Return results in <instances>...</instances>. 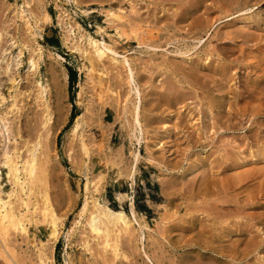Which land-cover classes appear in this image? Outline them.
<instances>
[{
	"label": "rangeland",
	"instance_id": "1",
	"mask_svg": "<svg viewBox=\"0 0 264 264\" xmlns=\"http://www.w3.org/2000/svg\"><path fill=\"white\" fill-rule=\"evenodd\" d=\"M21 8L41 22L37 41L30 40ZM116 25L131 34L128 42L118 37ZM88 32L112 45L119 60L129 57L143 98L141 143L132 132L134 96L126 67L109 53L97 58L84 37ZM0 33L3 43H28L19 70V48L5 55L14 63L16 84L0 76L7 98L2 109L17 92L21 107L8 115L17 140L11 135L6 147L16 145L23 162L35 144L39 166L49 160L51 168L36 193L19 192L30 210L12 198L29 222L25 233L10 229L7 242L0 235V264H264V0H0ZM31 56L38 58V75L28 71ZM67 65L78 74L74 102ZM58 79L62 94L55 86L44 102L37 98L38 83L53 88ZM58 95L67 119L47 151L36 143L45 133V101L57 115ZM73 103L87 113L72 136V124L64 129ZM2 148L0 184L7 193L14 184L3 168ZM136 149L141 158L132 182ZM163 181L173 185L172 201L161 194ZM44 186L62 220L53 247L47 241L51 221L41 215ZM120 192L129 194L121 203ZM91 195L129 214L134 200L149 226L144 243L150 258L135 222L119 236L117 254L104 248L89 215H78Z\"/></svg>",
	"mask_w": 264,
	"mask_h": 264
},
{
	"label": "bare ground",
	"instance_id": "2",
	"mask_svg": "<svg viewBox=\"0 0 264 264\" xmlns=\"http://www.w3.org/2000/svg\"><path fill=\"white\" fill-rule=\"evenodd\" d=\"M77 4H78V7H81L80 2L77 3ZM21 9H23V11L21 10L23 12L21 18H23L25 20L26 27H27V29L29 31L28 34H30V36H31L30 40L32 39V40L37 41V36L39 35V29H40V26H41L39 24L41 22H40L39 18H30V16H26V14L24 13L25 12L24 8H21ZM84 11H86V10H84ZM49 16L50 15H47V17H49ZM42 20H43V18H42ZM44 20H46V19L44 18ZM49 20H50V18H49ZM107 21H108V23L112 22L111 19H109ZM76 24H78V26H79V28L81 30H84V28L82 27V25L80 23H76ZM123 27H124L123 25L122 26L121 25L117 26V31L116 32H117V35H118L119 38H121L125 42H128L130 40V38H131V34H128V32H126L125 29H124L125 27L124 28ZM99 28H100L101 31L104 30V28L101 25H99ZM130 33L133 34V32H130ZM40 35H39V37H40ZM82 35H83V33H82ZM84 37L88 40V42L90 44V47L94 51L93 53H95L97 58L99 57V59H100V58H102L104 56H107L108 53H109V54H111V59L114 62H118V63L121 62V64L124 65V67H126V70H127V82L130 85L129 91L134 96V102L132 103L133 104V109H131V114H132L131 116H132V119H133L131 121V123H133L132 132H133L134 136L136 137V140L138 141V143H141L142 142L141 141L142 138H144L143 135H144V132H145L144 131L145 127L143 126V123H142V120H141V110H142V99L143 98H142V94H141L142 93L141 89H140V87H139V85L137 83V80L135 78L134 70H133V68L131 66L129 57L123 55L122 59L119 60L118 59V52L113 48L112 45L106 43L105 40L102 41V40H99L97 38L95 39V37L92 36L89 32L87 34H85ZM31 41H29V42H31ZM5 43H3V37L1 36V33H0V60H1L0 61V66L2 65V63H3L2 61H4V59H6L4 61L6 63H4V64H7V65H5L6 68H4L3 65H2V67L4 68L3 69L4 71H2V69L0 70V76L2 75V73H4V76H7L6 79L8 78V80L10 81V83L13 86L14 84H16V81H17L16 78L13 77V75L11 76V74L13 73L12 69H14L15 66H14V63L11 60L10 61L12 63L9 62V59L7 60V58H5V55L6 54L8 55V53L11 54V51H13L14 48H19V52H18V55H17L19 58H18V60H17V58L14 59V61L17 60L15 62L16 71L19 70L24 64V62L22 61V57L24 56V50H25V47H27L26 44H28V43L27 42H26V44L25 43H21V42L18 43L16 40L11 41L9 44H8V42L6 44ZM31 43H33V42H31ZM7 44H8V46H7ZM39 49H41V48H39ZM34 52H36V51H34ZM89 54H90V52H89ZM38 56H39V53H38ZM60 57L63 58L62 55ZM37 59L34 56H31L29 58V60H28L29 61L28 62L29 63L28 71H31L32 74H35V75L39 74V65H38V60ZM92 59H94V58H92ZM92 59H90V60H92ZM1 78H2V76H1ZM4 82H5V80H4ZM61 83H62L61 80L58 79V81L54 84L53 88L50 87V86L49 87H44L41 83H38L40 88L38 89L39 92H38L37 98L42 100V101L46 100V97L48 96V93L50 91L54 95V90H55L54 87L55 86L58 87L57 88L58 91H61V94H62ZM2 86L0 85V147H3L2 150H1L3 152V155H1V158H2V156L4 157L3 158V164H2L4 166L3 168H6L8 170V172H7V178L8 179L7 180H9L11 183L14 184V188H11L10 190H8L7 193H2V190H3L2 188L3 187L0 184V235H2L1 237L4 240V241L3 240L2 241L4 243L7 240V238H5V237H7V235L11 234V233H9L10 229H13V230H16V231L17 230H21V232L24 231L23 233H25L27 231L26 226H25V223H26L25 221L27 220V217H26L25 214L27 213L28 210H30V203L31 202H29L28 199L26 200V197H25V199H23L24 197L20 198L19 192L25 193L24 190H29L30 194H31V192L32 193L35 192L34 191L35 186L37 188V185L39 183H42V181H44V176H46L44 174L46 172L50 173L51 168H49V164H48L49 160H45L46 162L45 161L41 162V164L42 163H44V164L43 165L40 164V166H39L40 157L35 153L36 152L35 144L31 145L30 147L28 145L26 150H27V152H29V154L27 155L28 157L26 159H23V162H20V159H22L21 158V153L23 155V152L20 149H18V147L16 145L14 147H9V146L6 147L7 146L6 145L7 141L8 142H12L10 139H11V135H12V131L11 130H13V128L10 127V124L7 123V119L8 118L10 119V117H9L10 113H15L16 114V111H19V108H21V107L18 106L19 102L17 103V95H16L18 93L17 92L15 95H13L14 99L12 98L13 99V102L11 101L12 105L10 104L9 107L6 108L5 110L2 109V107L5 105V104L3 105V103H5L7 101L6 100L7 98L3 94ZM78 96L82 97V92H79ZM45 102H46V104L44 103L46 105V108L44 110L45 111V120H44V122H42V123H44V125H43L44 126V130L43 131H45V133H44V136H43V134H41L42 135V140H39L36 144L38 146L40 145V147L43 146L46 149V148H48L47 145L49 144V142H51L52 139L54 137H56L57 132L63 127V125H64V123H65V121L67 119V114L65 113L66 107H65V104H64V99L61 98L60 96L56 100V103L58 104V108H59V113H57V115L52 112L49 102L48 101H45ZM125 108L126 107H124V111H125ZM126 110H129V109H126ZM132 110H133V112H132ZM126 112L128 113V111H126ZM86 113H87V110H84V111H82V112L77 114V116L75 117L74 122L72 123L71 128L69 130V135L73 136L75 134L80 133V131L82 130V128L85 125ZM20 116L21 115H19V112H18V117H20ZM127 117H128V114H127ZM15 121L16 120L14 119V122ZM10 122L12 123V121H10ZM17 124H18V122H17ZM11 126H12V124H11ZM17 131L18 130H16V132ZM13 135H14V138H15L16 136H15L14 133H13ZM16 142H15V144H16ZM134 142H136V141H134ZM82 145H83L82 148H83V150H85L86 154L88 152L90 153V151L88 150V147L86 146L87 144L86 143L85 144L82 143ZM5 147H6V149H5ZM135 148H137V147H135ZM19 150L21 151V153H20ZM46 150L48 151L49 149H46ZM132 153H133L132 157H133L134 162H133V165H132V167L130 169V172L128 174H129L130 180H132V182H133L134 176H135V173H136V170H137V165H138V163L140 161V158H141V152L136 149ZM68 159H69L70 162L72 161L71 152H68ZM0 160H2V159H0ZM40 167H42V169H40ZM21 174L23 176H21ZM104 174H106V173H104ZM47 177H46V180H47ZM2 178L3 177L1 176V173H0V182H1ZM47 181H46V184H47ZM168 182L163 181L161 183V194L165 198L166 201H170L172 196H174L173 193H172V191H173L172 186L173 185L171 183H168ZM42 184L44 185V183H42ZM88 185H89V183H88ZM44 187H45L44 190L42 189L44 193L41 192L43 194V198H44V202H43L44 205L43 204L40 205L41 213H42L41 215H43L45 222H46V220H47V222L49 220L51 221L50 222L51 231H50L49 238H48L47 241H48V243H51V245H52L51 247H53V245L57 241V239L59 237V234H60V230H58L57 227L60 226L59 223H60L61 219H60V215L58 216L56 210L53 208V204L51 205L52 202H51V199H50V196H49L48 188L46 189V186H44ZM88 187H90V186H88ZM18 188H20L19 191H18ZM26 194H27V192H26ZM127 196H129V194H127L125 192H120L118 194V196H117V199L121 203ZM12 198L17 199L19 202L21 201V208H23L22 206H25L27 208V211H26L25 214H23L24 212L23 213H19L16 210L17 209L15 207L16 204L14 205L15 202L13 203V201L15 199H13V201H12ZM99 199H98V197H97V199L93 198L92 195L91 196H87L85 201H84V204L80 208V214H78V215L79 216L80 215L84 216V218H85V215H87V216L89 215L88 216V217H90L89 218L90 219L89 222L91 224L92 229H94V228L97 229L98 237L101 236V235L104 237V243H105L104 244V248L108 249L110 247V248L113 249V251L116 252L115 254H117L118 242H119V238H120L119 236H121V233L123 231L126 232V233H129L132 222H135L137 224V226H138V230L140 231L139 232L140 233V239H142L141 242H142V245H143L142 246V250H143L145 256L147 258H150L149 254L147 253V250L145 249V243H144V241H145L144 240L145 239V232L149 228V226H148L147 222L143 219V217H141V216L139 217L138 216L134 200L131 199V201H130L131 209H130V214H129L126 210H124L122 208L123 206L120 207V208H113L106 201L102 202V201H99ZM30 201H31V199H30ZM91 203L93 204V208H94L93 210H91V208H90L91 207ZM163 203H164V201H163ZM32 204H34V203H32ZM42 205H43V207H42ZM37 206H39L38 202H37ZM37 206H36V208H33V209H35V211L37 210ZM165 208H167V206ZM38 209H39V207H38ZM35 211L33 210V212H35ZM141 215L143 216V214H141ZM217 215H216V217L220 216V215L219 216H217ZM30 219H32V218H30ZM223 219L224 218L220 219V221H222ZM217 224H219V223H217ZM215 227H216V225L214 226V230H217V229H215ZM87 243H89V242L87 241ZM9 251H10V249H9Z\"/></svg>",
	"mask_w": 264,
	"mask_h": 264
},
{
	"label": "trees",
	"instance_id": "3",
	"mask_svg": "<svg viewBox=\"0 0 264 264\" xmlns=\"http://www.w3.org/2000/svg\"><path fill=\"white\" fill-rule=\"evenodd\" d=\"M49 39L51 40L52 38H49ZM67 69H68V73H69V88L68 89H69L70 99H71L72 102H74V100H75V98H74L75 97L74 96V90H75V86H76L77 81H78V74H77V71L73 67H71L69 65H67ZM78 113L79 112H78L77 106H76V104L73 103V109H72V112H71L70 122L65 127L64 131L67 128H69V126L72 124L73 120L75 119V117L77 116ZM61 135L59 136V142H60ZM146 210L148 212L151 211V209L148 206H146Z\"/></svg>",
	"mask_w": 264,
	"mask_h": 264
}]
</instances>
